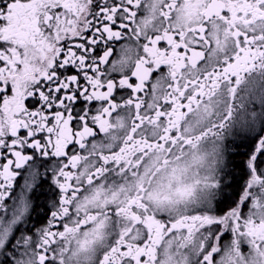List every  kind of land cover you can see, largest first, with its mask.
<instances>
[{
	"label": "snow or ice",
	"instance_id": "6c2138e0",
	"mask_svg": "<svg viewBox=\"0 0 264 264\" xmlns=\"http://www.w3.org/2000/svg\"><path fill=\"white\" fill-rule=\"evenodd\" d=\"M0 264H264V0H0Z\"/></svg>",
	"mask_w": 264,
	"mask_h": 264
},
{
	"label": "flooded vegetation",
	"instance_id": "af4514ba",
	"mask_svg": "<svg viewBox=\"0 0 264 264\" xmlns=\"http://www.w3.org/2000/svg\"><path fill=\"white\" fill-rule=\"evenodd\" d=\"M243 151V149H242ZM247 157L243 155H238L235 157L236 161V180L234 181V187L239 188L240 184H242L244 177L241 175V173L244 170V164L243 161H246ZM48 185H44V194L39 196V199L36 201V204L38 205L37 211L32 214V219L30 223H35L37 227L40 226V224L44 223L47 219V204L48 201L51 199L50 194L47 191Z\"/></svg>",
	"mask_w": 264,
	"mask_h": 264
}]
</instances>
